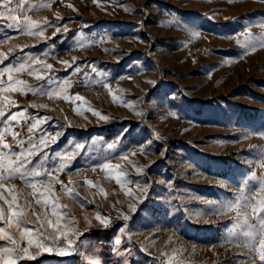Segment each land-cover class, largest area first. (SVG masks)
<instances>
[{
	"label": "rangeland",
	"instance_id": "rangeland-1",
	"mask_svg": "<svg viewBox=\"0 0 264 264\" xmlns=\"http://www.w3.org/2000/svg\"><path fill=\"white\" fill-rule=\"evenodd\" d=\"M3 4L0 176L32 144L26 168L44 173L2 181L24 215L0 227L35 257L17 264H261L264 225L245 204L264 199V0ZM49 172L59 221L29 186ZM97 215L120 219L110 236L86 235L104 228Z\"/></svg>",
	"mask_w": 264,
	"mask_h": 264
},
{
	"label": "snow or ice",
	"instance_id": "snow-or-ice-1",
	"mask_svg": "<svg viewBox=\"0 0 264 264\" xmlns=\"http://www.w3.org/2000/svg\"><path fill=\"white\" fill-rule=\"evenodd\" d=\"M12 3V0H7V4L10 5ZM17 3H19V0H17ZM5 5L3 4V0H0V7H4ZM8 19L12 20L15 22V27L19 28L20 27V20L18 16H13V15H9L7 17ZM25 22L29 25H35L34 21H31L30 18L25 17ZM9 28L13 27V24H10L8 26ZM57 31H59V29H57ZM32 34V33H29ZM38 35H43L42 32L40 33H36ZM6 58V57H5ZM37 63H39V61H37ZM66 67H71V65L67 64V62H64ZM45 68L47 69H51L52 65L50 64H46L44 65ZM20 68L15 69V71H20ZM8 71H11V69H8ZM76 72H79L80 69L76 68L75 69ZM37 79H44V76L42 75H36ZM9 82L12 81V76L9 75L8 77ZM18 83H22V82H18ZM154 83V82H153ZM5 91L8 90H12V91H18L19 89H14L11 88V85L9 87V89H4ZM49 98L51 99L53 96V93L49 92L48 93ZM76 100H81L82 98L77 96L75 98ZM113 99L115 100L116 97L113 96ZM9 104H14V101L9 100L8 101ZM41 107H47V105H41ZM99 115V113H94ZM5 115V110L4 108L0 107V117H3ZM24 115L23 112H16V113H12L10 116H8V120L9 121H17L18 122V118L22 117ZM108 117L106 116H100V119H107ZM48 118L47 117H41L40 119H38L36 121L35 124L32 125V127H30L28 129V131L31 133L33 131L34 128H36L39 124L45 122ZM47 134L41 136L40 139V144L44 147L48 146L47 143ZM51 139L53 141H56L58 139L57 136H53L51 137ZM4 148H8L9 145L4 144L3 145ZM37 146L35 144L31 145V148L27 151H20L18 154H16V159L15 160H11L9 159L8 164H7V170H8V176H0V189H4L5 185L4 183H2V181L4 179L7 178H11L15 173H20L21 174V178H23L24 175H30V176H35V177H40L42 175H44L43 172L39 171V170H32L29 171L26 168V164H30L31 163V159L30 157H32L35 153L33 152V149H35ZM77 147L79 148H83V145H77ZM65 158H71V157H65ZM109 165L105 164L104 168H108ZM49 180H48V184L45 185L44 183H40L38 182V180H36L35 182L31 183L29 186L32 188V196L35 199L36 204L38 205H42L45 208H49L51 209V215L56 217L57 221L60 220L61 215L58 212V209L60 207V205L58 204L57 200L54 198L55 197V193H54V189H53V185L51 183V180L55 179L51 172L47 173ZM255 176V174H253V177ZM86 183H88L89 185H91L90 181H86ZM15 190V186H12L11 188L7 189L9 195L11 196V199H8L7 197L4 196L3 192L0 191V200H3L5 202V204L7 205L8 208V213H7V217H5V213H4V208L0 207V222H2L3 224L7 225V228L10 229L14 226L17 228L20 227V222H22L23 220V209L20 208V205L18 204V197L16 194H13ZM101 191H103L101 189ZM131 194V193H129ZM245 207H251L252 212L254 214H256L259 219H260V223L261 225H264V217L260 216V213H264V199H261L259 201H257V203L255 205H251L246 203ZM132 211H136L135 208H132ZM34 215H37L35 212L33 213ZM37 219L39 220L40 217L39 215H37ZM96 219L102 224L104 225V227H108V221L101 217L100 215H97ZM125 220L128 219L127 216L124 217ZM244 219L246 220L247 218L244 217ZM49 226H54V227H58L57 225H53L52 221H47ZM121 232L124 231L123 228L120 229ZM262 231H264V229H262ZM34 235V233L29 230V229H24L23 232L21 233V239H23L24 237H28V245L29 247L32 246L33 244V239L31 238ZM66 235V233H65ZM10 241L12 247H0V262H2V264H17L18 260L22 259V258H26V259H34L35 257H33L30 253L28 248H21L18 245V241L9 233V231L5 228V227H0V241ZM121 243V240L119 238L115 239V244L119 245ZM37 247H43L42 244H37ZM259 260L261 261V264H264V240L261 241V244L259 246ZM20 253H23L24 256L21 257ZM59 255H64V252H59ZM97 264H99V262H97ZM125 264H127V262H125Z\"/></svg>",
	"mask_w": 264,
	"mask_h": 264
},
{
	"label": "trees",
	"instance_id": "trees-1",
	"mask_svg": "<svg viewBox=\"0 0 264 264\" xmlns=\"http://www.w3.org/2000/svg\"><path fill=\"white\" fill-rule=\"evenodd\" d=\"M71 32H73V31H71ZM140 122H142V121L130 120V123L132 125H136V124H138ZM119 221H120L119 218H114L112 220V223L108 227L93 229L89 233H86V235H95V236L108 237L112 233V229H113L114 225L117 224ZM59 242L61 243V242H63V240H60Z\"/></svg>",
	"mask_w": 264,
	"mask_h": 264
}]
</instances>
